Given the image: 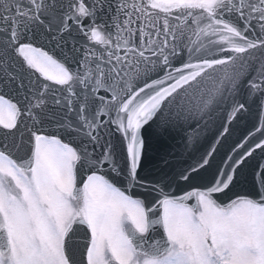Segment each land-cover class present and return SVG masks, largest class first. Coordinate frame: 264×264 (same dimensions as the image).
Listing matches in <instances>:
<instances>
[{"label":"snow or ice","instance_id":"snow-or-ice-1","mask_svg":"<svg viewBox=\"0 0 264 264\" xmlns=\"http://www.w3.org/2000/svg\"><path fill=\"white\" fill-rule=\"evenodd\" d=\"M67 37L74 67L33 43ZM259 48L264 0H0V86L21 97L0 94V129L30 134L25 156L0 150V264H76L68 241L78 230H86V264H264V164L250 195L223 205L214 198L264 153V139L246 148L248 138L220 153L244 103H233L217 138L181 174L188 180L219 156L210 186L177 196L139 175L142 130L187 122L191 113L172 106L205 74L223 73L201 114L226 81L234 91L252 72L249 98L264 94ZM112 128L126 149L122 166L104 139ZM255 132L264 136V110ZM138 186L155 193L152 207L129 194ZM157 226L162 236L150 239Z\"/></svg>","mask_w":264,"mask_h":264},{"label":"water","instance_id":"water-1","mask_svg":"<svg viewBox=\"0 0 264 264\" xmlns=\"http://www.w3.org/2000/svg\"><path fill=\"white\" fill-rule=\"evenodd\" d=\"M174 145H176V139H173V138H169L168 140L160 139V142L157 144L150 142V140L146 141L145 148H144V156L146 158V161H148L149 158H151L154 155L171 152ZM183 186H184L183 184H180L179 188L181 190H185V189H183ZM195 186H197V185H195ZM189 187L190 186H188V188Z\"/></svg>","mask_w":264,"mask_h":264}]
</instances>
